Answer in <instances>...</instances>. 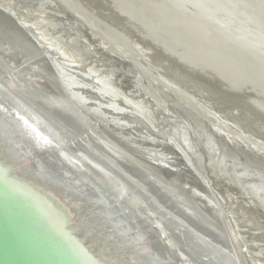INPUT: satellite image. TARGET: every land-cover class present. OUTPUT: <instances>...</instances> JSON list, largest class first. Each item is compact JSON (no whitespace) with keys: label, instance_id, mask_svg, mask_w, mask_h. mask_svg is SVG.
<instances>
[{"label":"water","instance_id":"95a60500","mask_svg":"<svg viewBox=\"0 0 264 264\" xmlns=\"http://www.w3.org/2000/svg\"><path fill=\"white\" fill-rule=\"evenodd\" d=\"M55 1L87 34L81 14L108 35L143 92L156 85L147 68L177 85L196 105L163 86L161 104L173 103L220 164L264 194V154L231 141L264 147V0H87L100 13L74 0L78 14ZM15 22L0 11V79L24 92L16 99L0 84V264H242L221 208L195 179L97 126ZM139 43L158 53L164 72ZM40 60L50 71L38 84L30 66ZM229 110L245 115L249 137L217 115L233 117Z\"/></svg>","mask_w":264,"mask_h":264},{"label":"rangeland","instance_id":"374dc122","mask_svg":"<svg viewBox=\"0 0 264 264\" xmlns=\"http://www.w3.org/2000/svg\"><path fill=\"white\" fill-rule=\"evenodd\" d=\"M0 3L2 4V6L4 5L3 7H5V6L10 7V9H12V11H14L16 14H18L21 18L23 17L22 19H24V21H26L27 23H31L32 25L35 23L33 25L34 30L36 31V33H38L40 31L39 32L40 34L38 33V35H40L41 39L44 38L43 40L45 42L46 41L48 42L50 40L49 43L52 44L57 51L63 53L65 56H67V58L69 60L73 61L74 64L77 67H79V70L75 69L74 71L78 70V71H80L78 73H80L82 76L89 77V79L87 78L88 80H86V78L85 79L80 78V74L79 75L75 74V77L73 74V77L75 78L74 80L79 84V86L85 85V87H89L91 85V87H92V85H93L95 88L99 89V90H96V91L94 90V91L98 94V96L103 97L104 100L99 98L101 101L98 99V97L95 98L94 95H90V93L88 95V92H85V94L88 95V97L87 96L86 97L87 98L90 97L89 99H87V100H89L88 103L90 105L88 107L98 109V111H97L98 112V116H97L98 118H102L103 120H106L107 122H110L112 120L111 118H107V117H104L103 115H101V113L103 111L100 112V109H102L104 107H107V108L112 107L111 110L115 111V108H116L115 101H113V98L107 94L109 91L106 92V90H108L107 87H109V86L111 89L110 94L112 96L114 95L113 89L115 90L116 94H117L116 89H118L120 91L121 94H119V99L116 101H118V106H120V104H121V106H120L121 109L124 108L122 106L126 105V102H125L126 97H127V100L129 101L128 103H130V104H128V106H130L131 108L132 107L136 108V106H133L132 101L134 103H136L135 101L137 100V98L140 99L141 96H140V94L139 95L137 94L136 99H133L131 97L132 94L130 91H134V92L136 91L135 89H132V87H131L132 85L134 86V81L132 79L131 74H128V76H126L127 75L126 73H128V72L124 68V66L115 62L116 60L110 58L109 56H106L102 53L99 54V52H97L95 50V48L93 50L91 48L89 42H88L89 41L88 37L85 38L86 36L83 35V32L80 31L82 29H79L75 26V23H74L75 21L73 19L69 18L64 13L60 12L59 10H54L53 8H51V6H48L47 4L43 3L40 0H0ZM37 23H39V24H37ZM41 28H42V30H41ZM78 29H79V32H78ZM45 39H47V40H45ZM94 56H96V57H94ZM99 59H102V60H99ZM113 65H114V67H112ZM123 68H124V70H123ZM129 75L131 78L129 77ZM127 78H129L128 80H130V81H128ZM110 81H111V83H110ZM83 83H84V85H83ZM129 84H131V85H129ZM83 90L88 91L87 88H83ZM83 96H85V95L83 94ZM133 97H134V95H133ZM124 109H122V110H124ZM127 110H130V109H127ZM165 113L167 115H165ZM165 113H164L163 117H159V119L163 118V119H160L162 121L158 120V117H153L152 121L151 120L147 121L145 118H142L143 120L142 119L138 120V122H136V125H135V123H133L134 129H131L133 127L130 126L129 130H127V131L128 132L130 131L129 134L133 137V139H135V140L137 139L139 141L144 142L145 147H151V148L155 147V149H157L158 146H161V147H158V151L160 150L164 154L169 153L168 155L169 156L171 155L170 157L175 158V160H176L175 164L176 165H178V163H180V162L184 163L192 171L195 182L197 184L199 183L200 186L202 185L203 188H205L207 190V191H205V189H204V191L207 192V195L210 198L211 197L214 198L216 203L219 204L222 208L224 207V210L227 212L229 218L231 217L230 218L231 222L229 221V224L231 223L230 225H232L231 229L233 230V234L235 235L234 238L237 239V242H240L238 244L240 246H242L243 251L246 252V253H244L246 263L247 264H259V263L264 264V255H263L264 254V251H263V249H264V247H263L264 246V243H263L264 242V238H263V236H264V227H263L264 226V215H263L264 214V194L258 192V190H257L258 184L256 182H254L253 180L252 181L247 180L246 177H244L242 175L243 173H242V171H240V169L234 168V167H233L234 168L233 169L230 165H227V166L223 165L222 166V164H220V162H219L220 160L218 159V156L214 153V151L211 148L206 147L204 145V142L202 140H200L199 137L197 135H195V133L193 131L186 129L184 126L182 127V125H179L177 123L179 120L174 121L176 119H174V117H171V115L173 116V113H167V112H165ZM155 116H156V114H155ZM145 117H147L146 111H145ZM105 118H107V119H105ZM166 118H168V119H166ZM169 118H171V119H169ZM164 120H167V121H164ZM122 122H125V121L122 120ZM152 122H153V124H152ZM162 122L166 123V125H164V123H162ZM137 123H138L139 127H138ZM132 133H133V135H132ZM189 134L191 137L189 136ZM159 135H160V137H159ZM192 135H195V137ZM189 138L190 139L194 138L197 140L191 139L193 141L192 142ZM191 142H192V144H191ZM195 142H196V144H195ZM159 143H160V145H158ZM194 144L197 146H195ZM191 145H193V146H191ZM194 148H196V149H194ZM201 148H203L205 150L202 151ZM197 149L199 150V152ZM183 152L184 153L186 152V153L184 154ZM204 155H205V157H204ZM197 156H199L200 158ZM203 157H204V159H203ZM180 165H182V164L180 163ZM235 169H237V170H235ZM237 171L239 173H237ZM223 175H224V177H223ZM201 177H203V178H201ZM206 177H207V179H206ZM216 177H217V179H216ZM211 178L214 180H212ZM221 179H222V182H221ZM215 181H217V182L215 183ZM223 182H224V185L222 184ZM225 182L227 183V185ZM211 183H213V184L211 185ZM230 184L232 186H229ZM208 185H209V187H208ZM219 185H220V187H222V186L223 187L220 188ZM216 186H218V187H216ZM226 187H227V189H226ZM231 187H234L233 190ZM236 187L238 189H236ZM228 188L231 190L232 193L230 192V190ZM235 189H236V191H234ZM216 190L219 193L218 192L216 193ZM227 191H229V192H227ZM223 192H224V194H223ZM226 192H227V194H226ZM228 194H230V195H228ZM236 194H238V195H236ZM227 195H228V197H227ZM235 195L238 198L240 197L242 199L241 200H240V198L238 199L237 197H235ZM217 196H218V198H217ZM233 196L238 200H236ZM232 200H234V201H232ZM227 201H228V203H227ZM230 201H231V203H233V202L236 203V205L233 203V205L231 206ZM238 201H240V202H238ZM244 201H245L246 205L244 204ZM237 203H239V204H237ZM239 205H241V207ZM248 205H250V206H248ZM226 206H227V208H226ZM242 206H244V207L247 206V207L245 209ZM234 207H235V209H234ZM238 207H239V209L242 208V210H239ZM250 207H254V208L251 209ZM256 208H258V210H254ZM228 209H230V211H228ZM248 210H250V211L248 212ZM252 211L253 212L255 211L256 213L254 212L255 214H253ZM260 211H262V212H260ZM234 212H236V213H234ZM239 212H240V215H239ZM245 212H246V214H245ZM241 213H243V214L241 215ZM253 215H254V217H253ZM260 217H261V221H260ZM258 218H259V220H258ZM251 219L252 220L254 219V221H252L250 223ZM258 221H259V224H258ZM239 222L241 225L239 224ZM261 223L263 225H261ZM260 225L262 227H260ZM257 226H259L260 228ZM253 231H255V232H253ZM253 234H255V235H253ZM257 234L260 236H258ZM261 248H262V250H261ZM251 252L254 253L256 256H254ZM246 257H248V258H246ZM247 259H249V260H247Z\"/></svg>","mask_w":264,"mask_h":264},{"label":"bare ground","instance_id":"6f19581e","mask_svg":"<svg viewBox=\"0 0 264 264\" xmlns=\"http://www.w3.org/2000/svg\"><path fill=\"white\" fill-rule=\"evenodd\" d=\"M40 1H42L43 3H45V4H47L48 6H51V8H53L54 10H59L60 12H62V13H64L66 16H68L69 17V15H68V13L67 12H65L61 7H60V5L55 1V0H40ZM60 2H62L63 4H65L67 7H68V9H70V10H72L73 12H75V13H77L78 14V12H77V10H75V6H74V0H59ZM65 1V2H64ZM84 2H87V4H89L90 6H91V2L90 1H87V0H84ZM115 2V1H114ZM4 6V5H3ZM2 6V4L0 3V11H1V13H3V14H5V15H8L10 18H12L14 21H16L15 23H17L18 25H20L21 27H23L24 28V30H26L28 33H29V35L33 38V39H35L36 41H38V43H39V45L41 46V48L45 51V57H46V61L48 62V66H51V68H52V70L54 71V72H57L58 73V76L60 77V79L62 80V83H63V85H64V87L67 89V91L69 92V94L72 96V98H74L81 106H82V108H84V109H86V110H88L89 111V113H91L92 114V116H93V118H94V122H95V124L97 125V126H99V127H102L103 129H110V131H113L114 132V136L115 137H118L120 140V142H122V141H124L125 143L124 144H126V145H130V146H132V147H135V149H133V151L134 152H136L137 154H139V155H142V154H144L145 156H148L153 162H155V163H158V164H162V165H165L166 167H168V168H171V169H173V170H175L177 173H183L184 175H186V176H190V178H193L194 179V176H193V174H192V171L184 164V163H182V162H180L182 165H180V163H178V165H176L175 164V162H176V160H175V158H172V157H170L168 154H164L162 151H158V147H161V146H158L157 147V149H155V147H153V148H151V147H145V143L144 142H142V141H139V140H135V139H133V137L129 134L130 133V131L128 132L127 130H129V128H130V126H132L133 128H131V129H134V124L133 123H135V125H136V122H138V120H140V119H142V118H145L147 121H152V119H153V117H158V120H160V119H163V118H160L159 119V117H163L164 116V113L165 112H167V113H173V116L171 115V117H174V119H176V120H174V121H177V120H180V119H183V120H185L186 119V116H184V115H182L181 113H180V111L179 110H177L176 108H175V105L173 104V103H170V102H167L166 100H164V104H161V102H160V98H161V86H163V87H165V88H167L168 90H169V93L171 94L172 93V95H174V96H176L178 99H181L183 102H185L186 104H188L189 106H191V107H194L196 104H194L193 102H191L188 98H187V96L183 93V92H181L179 89H178V87H177V85H175V84H172L171 82H167V80L165 79V78H163V77H159V76H152V74H150V72H149V68H147V69H145L143 72H144V74H146V76L148 77V78H152V77H154V78H152L153 80V82H154V84H156L155 86H153L152 88H148V87H144L143 86V90H144V92L141 90V88H139V86H137V85H139V84H135L134 86L132 85L131 87H132V89H135L136 91L134 92V91H130L131 92V97L133 98V99H136V96H137V94L139 95L140 94V99L139 98H137V100L135 101L136 103H134L132 100V103H133V106H136V108H131L130 106H128V104H130V103H128L129 101L127 100V97H126V100H125V102H126V105L125 106H122V107H124L125 109L127 108V109H130V110H125L124 108H122V109H124V110H122L121 109V104H120V106H118V101H116V100H118L119 99V94H121L120 93V91L118 90V89H116V91H117V94H116V92H115V90L113 89V91H114V95L112 96L111 94H110V86L109 87H107L108 88V90H106V92H108L107 94L108 95H110V97H112L113 98V101H115V105H116V108H115V111H113V110H111L112 109V107H109V108H107V107H104V108H102V109H100V112H102L101 113V115H103L104 117H107V118H111L112 120L110 121V122H107L106 120H103L102 118H98L97 116H98V109L97 108H91V107H88V106H90L89 105V100H87V99H89V98H87L88 97V95H89V93H90V95H94V97L95 98H97L98 97V99L100 98V99H103V97H100V96H98V94L95 92L96 90H99V89H97V88H95L93 85H92V87H91V85L89 86V87H85V85H84V83H83V85L84 86H82V85H80L79 86V84L74 80L75 78V74L77 75H79L80 73H78V72H80V71H78L79 70V67H77L75 64H74V62L73 61H71V60H69L68 58H67V56H65L63 53H61V52H59V51H57L56 49H55V47L52 45V44H50L49 43V41L47 42H45L43 39H41V37H40V35H38V33L40 32H38V33H36V31L34 30V27H33V25L35 24H31V23H27L26 21H24V19H22L18 14H16L14 11H12V9H10V7H7V6H5V7H3ZM74 6V7H73ZM70 7V8H69ZM92 7V9L95 11V12H97V13H100L101 11H100V9H98L97 7H93V6H91ZM14 9V8H13ZM102 10V9H101ZM107 14V13H106ZM81 16V18L90 26V28H92L91 30H92V35L91 34H87V32L85 31V30H83V28L80 26V24L79 23H77V22H74L75 23V26L77 27V28H79V29H82V30H80L81 32H83V35H85L84 37L85 38H87L88 37V42H89V44H90V46H91V48L94 50V48H95V50L97 51V52H99V54L100 53H102V54H104V55H106V56H109L110 58H112V59H114V57H113V55L110 53V52H113V51H111L108 47V43H110L111 41H109L108 39H106V37L108 36L106 33H105V37L104 36H101L100 35V33L102 32L99 28H97V27H95V26H93L91 23V25L89 24V22H90V20L87 18V17H85L83 14H81L80 15ZM70 18V17H69ZM26 20V19H25ZM37 24H39V23H37ZM36 24V25H37ZM35 25V26H36ZM40 26V25H39ZM40 28V27H39ZM79 29H78V32H79ZM41 30H42V28H41ZM86 33H85V32ZM43 32V31H42ZM85 33V34H84ZM130 33H132V32H130ZM40 34V33H39ZM42 34V33H41ZM75 34V33H74ZM81 34V33H80ZM43 35V34H42ZM47 38V37H46ZM79 39V38H78ZM45 40H47V39H45ZM108 43H107V42ZM155 41V40H154ZM87 42V43H88ZM156 42V41H155ZM137 47H138V49H140V53L142 54V55H144L145 56V58L146 59H148L149 61H151L153 64H154V66L158 69V70H161V71H163L164 72V69L162 68V66H161V64L159 63V62H161L158 58H157V55H158V53H156V51L153 49V48H151V47H149L148 45H143V44H138L137 45ZM90 50V49H89ZM95 52V51H94ZM96 53V52H95ZM98 54V53H97ZM98 56V55H97ZM102 56V55H101ZM94 57H96V56H94ZM99 58V57H98ZM99 60H102V59H99ZM116 60V59H115ZM114 60V61H115ZM104 61V60H103ZM157 61V62H156ZM101 62V61H100ZM99 62V63H100ZM115 62H117V63H119V61H115ZM40 63V64H39ZM42 63V64H41ZM103 63V62H102ZM114 64V63H113ZM119 64H121V63H119ZM37 65H39V66H37ZM44 65H45V63H44V61H39V62H36V63H34V64H32L30 67H31V71L33 72V73H35V74H38L37 76H33L32 78L33 79H35L36 80V82L38 83V84H40L41 83V77H40V75H45V74H49V71H50V69H47L46 67H44ZM97 65V64H96ZM122 65V64H121ZM123 66V65H122ZM112 67H114V65L112 66ZM126 70H127V72L128 73H126L127 75L126 76H128V74H132L131 73V70L128 68V67H124ZM124 68H123V70H124ZM75 69H78V70H76V71H74ZM120 69V68H119ZM129 69V70H128ZM91 71V70H90ZM93 71V70H92ZM120 71V70H119ZM122 72V71H121ZM95 73V72H94ZM73 74H74V77H73ZM124 74V73H123ZM125 75V74H124ZM131 76H133V75H131ZM129 77H130V75H129ZM80 78H82V79H85L86 78V80H88L89 79V77H85V76H82L81 74H80ZM88 78V79H87ZM131 78V77H130ZM126 79V78H125ZM129 78H127V80H128ZM132 79H133V77H132ZM131 79V80H132ZM121 80V79H120ZM126 80V81H127ZM128 81H130V80H128ZM84 82V81H83ZM86 83V82H85ZM89 83V82H88ZM110 83H111V81H110ZM0 84H2V85H4V86H6L7 88H9L13 93H12V95L16 98V99H19L20 98V95H19V93H24L23 92V88H22V86H20V85H18V84H16L15 82H12V81H10V80H1L0 79ZM133 84V83H132ZM127 85V84H126ZM129 85H131V84H129ZM128 86V85H127ZM125 87V86H124ZM83 88H87V90L88 91H85V90H83ZM95 88V89H94ZM126 89V88H125ZM124 89V90H125ZM95 90V91H94ZM127 90V89H126ZM83 93H82V92ZM128 91V90H127ZM126 91V92H127ZM85 92H88V95L87 94H85ZM124 92V91H123ZM158 94V96H156V94ZM199 92V91H198ZM82 94V95H81ZM83 94L85 95V96H83ZM202 97H203V101L205 102V104L206 105H212V107H214V105L215 104H217V103H214L215 101L213 100V99H211V100H209V99H207V97H206V95H204V94H202V93H199ZM133 95H134V97H133ZM87 96V97H86ZM150 97V98H152L151 100H153L154 102H155V104L157 105H154V103L151 101V100H148V98L147 97ZM86 97V98H85ZM139 97V96H138ZM129 98V97H128ZM87 101H86V100ZM99 99V100H100ZM104 100V99H103ZM121 100V99H120ZM96 101V100H95ZM101 101V100H100ZM104 102V101H103ZM117 102V103H116ZM189 102V103H188ZM91 103V102H90ZM191 104V105H190ZM214 104V105H213ZM123 105V104H122ZM194 105V106H193ZM160 108V109H159ZM162 110V111H161ZM145 111H146V116L147 117H145ZM99 112V113H100ZM229 112L231 113L232 112V114L234 115L233 117H229L225 112H220V113H217V115L219 116V117H221L222 119H224V120H226L228 123H230V124H232L233 126H235V127H237V128H239V129H241L242 130V132L246 135L245 137H249L250 135L248 134V133H246L245 131L246 130H248V128H246L245 126H243L244 125V119H245V115H243L242 113H238V115L236 114V111H230L229 110ZM201 114H203L202 113V111L200 112ZM107 114V115H106ZM155 114H156V116H155ZM165 115H167L166 113H165ZM169 115V114H168ZM239 115H240V117H239ZM167 117V116H166ZM107 118H105V119H107ZM155 119V118H154ZM165 119V118H164ZM166 119H168V118H166ZM169 119H171V118H169ZM173 119V118H172ZM122 120L123 121H125V122H122ZM143 120V119H142ZM156 120V119H155ZM160 121H162V120H160ZM159 121V122H160ZM164 121H167V120H164ZM173 121V120H172ZM118 122V123H117ZM162 123H164V122H162ZM170 123V122H169ZM175 123V122H174ZM179 125H182V123H180V121H178L177 122ZM145 124V123H144ZM152 124H153V122H152ZM151 124V125H152ZM168 124V123H167ZM173 124V123H172ZM137 125H138V123H137ZM155 125V124H154ZM164 125H166V123H164ZM138 127H139V125H138ZM182 127H183V125H182ZM156 128V127H155ZM218 128V127H217ZM220 128V127H219ZM136 129V128H135ZM187 129V128H186ZM163 130V129H162ZM220 130H223V129H221L220 128ZM139 131V130H138ZM158 131V130H157ZM160 131V130H159ZM187 131V130H186ZM137 132V131H136ZM135 132V133H136ZM181 132V131H180ZM221 132H226V131H221ZM150 133V132H149ZM194 134V133H193ZM227 134H229V133H227ZM132 135H133V133H132ZM162 135V134H161ZM187 135V134H186ZM196 135V134H195ZM195 135H192V136H194L195 137ZM189 136H190V134H189ZM230 136V135H229ZM159 137H160V135H159ZM191 137V136H190ZM137 138V137H136ZM169 138V137H168ZM190 139V138H189ZM192 139V138H191ZM190 139V140H191ZM192 140H197V139H192ZM191 140V141H192ZM157 141V140H156ZM199 141V140H198ZM231 141H233L234 143H235V145L236 146H238V145H246V146H251L250 148H252V149H255V150H257L259 153L261 152L262 154H264V147H261L260 145H258V144H254V143H247V141H246V139H242L241 137H237V138H235V139H231ZM258 141L259 142H264V138H261V139H258ZM193 142V141H192ZM192 142H191V144H192ZM190 143V142H189ZM200 143V142H199ZM186 144V143H185ZM195 144H196V142H195ZM194 144V145H195ZM150 145V144H149ZM158 145H160V143L158 144ZM200 145V144H199ZM164 146V145H163ZM168 146V145H167ZM191 146H193V145H191ZM195 146H197V145H195ZM165 147V146H164ZM163 147V148H164ZM187 147V146H186ZM199 147V146H198ZM200 148V147H199ZM204 148V147H203ZM203 148H201L202 149V151L203 150H205V149H203ZM160 149V148H159ZM194 149H196V148H194ZM198 150V149H197ZM140 151V152H139ZM196 151V150H195ZM179 152V151H178ZM198 152H199V150H198ZM206 152V151H205ZM219 151H217V153H218ZM171 153V152H170ZM184 153V152H183ZM186 153V152H185ZM184 153V154H185ZM203 153V152H202ZM207 153V152H206ZM177 154V153H176ZM200 154V153H199ZM208 154V153H207ZM219 154V153H218ZM178 155V154H177ZM198 155V154H197ZM203 155V154H202ZM179 156V155H178ZM201 156V155H200ZM174 157V156H173ZM197 157H199V156H197ZM204 157H205V155H204ZM204 157H203V159H204ZM189 158V157H188ZM200 158V157H199ZM198 158V159H199ZM179 159V158H178ZM191 159V158H190ZM218 159H219V157H218ZM181 160V159H180ZM179 161V160H178ZM188 161V160H187ZM207 161V160H206ZM69 162H70V164L71 165H74V166H78L77 165V162H78V160L76 161H72L71 159H69ZM190 163V162H189ZM204 163V162H203ZM79 164H80V162H79ZM223 166V165H222ZM195 167V166H194ZM232 167V166H231ZM186 169V171H185V169ZM236 168V167H235ZM215 169V168H214ZM234 169V168H233ZM195 170V169H194ZM235 170H237V169H235ZM101 172H105V171H103L102 169L100 170ZM197 171V170H196ZM241 171V170H240ZM209 172V171H208ZM211 172V171H210ZM220 172V171H219ZM194 173V172H193ZM237 173H239L238 171H237ZM201 175V174H200ZM214 175V174H213ZM198 176V175H197ZM96 177H98L99 178V176H96ZM223 177H224V175H223ZM201 178H203V177H201ZM101 179V178H100ZM206 179H207V177H206ZM212 179V178H211ZM216 179H217V177H216ZM97 180V179H96ZM212 180H214V179H212ZM211 180V181H212ZM205 181V180H204ZM98 182L99 183H101L100 182V180H98ZM217 181H215V183H216ZM221 182H222V179H221ZM214 183V184H215ZM226 183V182H225ZM194 184V183H193ZM213 183H211V185H212ZM220 184V183H219ZM223 185H224V182L222 183ZM197 185H199V183L197 184ZM210 185V184H209ZM209 185H208V187H209ZM221 185V184H220ZM220 185H219V187H220ZM226 185H227V183H226ZM260 185V184H259ZM229 186H232L231 184L229 185ZM213 187V186H212ZM216 187H218V186H216ZM223 187V186H222ZM222 187H220V188H222ZM228 187V186H227ZM227 187H226V189H227ZM201 188L204 190L205 188H203V186L201 185ZM232 188V190H233V188L234 187H231ZM196 189V190H195ZM195 189L193 190V191H199L200 192V189H199V186L197 187H195ZM229 189V188H228ZM236 189H238L237 187H236ZM236 189L234 190V191H236ZM223 190V189H222ZM230 190V189H229ZM205 191H207L206 189H205ZM233 191V192H234ZM122 192V191H121ZM214 192V191H213ZM218 191L216 190V193H217ZM227 192H229V191H227ZM227 192H226V194H227ZM230 192H231V190H230ZM207 193V192H206ZM219 193V192H218ZM232 193V192H231ZM237 193V192H236ZM222 194V193H221ZM223 194H224V192H223ZM124 195H126V193L124 194ZM228 195H230V194H228ZM228 195H227V197H228ZM236 195H238V194H236ZM235 195V197H237ZM232 196V195H231ZM230 196V197H231ZM241 196V195H240ZM223 197V196H222ZM234 197V196H233ZM234 197V198H235ZM217 198H218V196H217ZM221 198V197H220ZM224 198V197H223ZM238 198V197H237ZM240 198V197H239ZM238 198V199H239ZM208 199V201L210 202V204H213V203H216V201H215V199L214 198H207ZM236 199V198H235ZM238 199H236V200H238ZM242 198H240V200H241ZM218 200V199H217ZM224 200V199H223ZM222 200V201H223ZM225 201V200H224ZM232 201H234V200H232ZM243 201V200H242ZM221 202V201H220ZM238 202H240V201H238ZM227 203H228V201H227ZM230 203H231V201H230ZM234 203V202H233ZM233 203H231V206L233 205ZM243 203V202H242ZM254 203V202H253ZM217 204V203H216ZM235 205H236V203H234ZM237 204H239V203H237ZM241 204V203H240ZM244 204H245V201H244ZM219 205V204H218ZM230 205V204H229ZM246 205V204H245ZM255 205V204H254ZM240 207H241V205H239ZM248 206H250V205H248ZM219 207L221 208V210H222V212H223V214H224V217H225V219H226V222H227V226H228V228H229V231H230V234H231V236H232V240H233V242L235 243V245H236V247L238 248V250H239V257H240V259H241V261H242V264H247L246 263V259H245V254L244 253H246V252H244L243 251V248H242V246H240L238 243H240V242H237V239H235L234 237H235V235L233 234V230L231 229L232 227V225H230L229 224V221H230V218H229V216H228V214H227V212L224 210V207L222 208L220 205H219ZM230 207V206H229ZM242 207H244V206H242ZM247 207V206H246ZM246 207H244L245 209H246ZM226 208H227V206H226ZM231 208V207H230ZM251 209L252 208H254V207H250ZM259 208V207H258ZM258 208H256V209H254V210H258ZM234 209H235V207H234ZM238 209H239V207H238ZM239 210H242V208L241 209H239ZM228 211H230V209H228ZM234 211V210H233ZM238 211V210H237ZM244 211V210H243ZM250 210H248V212H249ZM247 212V211H246ZM246 212H245V214H246ZM247 212V213H248ZM253 212V211H252ZM255 212V211H254ZM253 212V214H255ZM260 212H262V211H260ZM234 213H236V212H234ZM238 213V212H237ZM244 213V212H243ZM243 213H241V215L243 214ZM250 214V213H249ZM262 214V213H261ZM234 215V214H233ZM238 215V214H237ZM239 215H240V212H239ZM264 215V214H263ZM260 216V215H259ZM249 217V216H248ZM252 217V216H251ZM253 217H254V215H253ZM262 217V216H261ZM261 217H260V221H261ZM199 218L200 219H202V217L201 216H199ZM234 218V217H233ZM237 218V217H236ZM240 219V218H239ZM242 219V218H241ZM263 219V218H262ZM258 220H259V218H258ZM252 221H254V219L252 220L251 219V221H250V223L252 222ZM231 222V221H230ZM237 222V221H236ZM243 222V221H242ZM256 222V221H255ZM239 224H240V222H239ZM244 224V223H243ZM246 224V223H245ZM258 224H259V221H258ZM257 224V225H258ZM241 225V224H240ZM261 225H263L262 223H261ZM260 225V227H262ZM251 226V225H250ZM257 227H259V226H257ZM259 227V228H260ZM264 227V226H263ZM239 229V228H238ZM254 229V228H253ZM258 229V228H257ZM262 229V228H261ZM260 230V229H259ZM249 232V231H248ZM253 232H255V231H253ZM238 233V232H237ZM253 235H255V234H253ZM258 235V234H257ZM262 235V234H261ZM258 236H260V235H258ZM257 237V236H256ZM255 237V238H256ZM238 238V237H237ZM263 238H264V236H263ZM239 239V238H238ZM250 240V239H249ZM247 241V240H246ZM260 242V241H259ZM262 242V241H261ZM264 243V242H263ZM242 244V243H241ZM259 244V243H258ZM262 247V246H261ZM264 247V246H263ZM259 248V247H258ZM246 249V248H245ZM261 250H262V248H261ZM247 251V250H246ZM263 251H264V249H263ZM248 252V251H247ZM252 253V252H251ZM254 256H256L254 253H252ZM260 254V253H259ZM258 254V255H259ZM264 255V254H263ZM248 256V255H247ZM260 256V255H259ZM262 257V256H261ZM246 258H248V257H246ZM263 258V257H262ZM259 259V258H258ZM247 260H249V259H247ZM261 260V259H260ZM257 261V260H256ZM262 261V260H261ZM258 262V261H257ZM260 264V263H259Z\"/></svg>","mask_w":264,"mask_h":264}]
</instances>
